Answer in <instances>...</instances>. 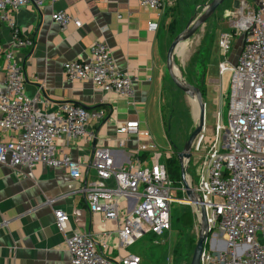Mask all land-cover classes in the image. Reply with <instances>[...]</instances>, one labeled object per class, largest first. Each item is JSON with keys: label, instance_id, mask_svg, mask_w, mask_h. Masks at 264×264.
Returning <instances> with one entry per match:
<instances>
[{"label": "built area", "instance_id": "built-area-1", "mask_svg": "<svg viewBox=\"0 0 264 264\" xmlns=\"http://www.w3.org/2000/svg\"><path fill=\"white\" fill-rule=\"evenodd\" d=\"M56 0H0V23L12 30V48L0 45V165L24 168L28 175L39 165L62 168L72 180L83 178L82 166L57 142L66 146L95 140L94 128L104 119L103 111L88 112L72 103H61L39 110L36 101L23 93L24 68L16 50H29L30 38H23L11 13L27 5L41 8ZM166 0H138L139 6L154 12L157 20L164 15ZM233 16V15H232ZM232 30L242 38L234 63L227 57L229 36H221L219 46L225 61L219 65L216 80L218 109L213 134L207 135L206 122L191 147L188 163L193 175L187 174L190 188L199 197L188 201L182 184L170 183L165 160L170 155L154 154L151 163L143 155L156 149L153 143L138 146L125 167H118L113 151L94 148L88 166L94 177L78 192L93 216L96 230L75 232L66 238L69 264H140L141 259L127 253L113 261L107 257V239L114 234L118 248H129L148 237H164L172 230L173 202L188 206L197 226L200 208L208 227L207 242L200 264H264V0H240ZM64 29L78 20L64 12L53 16ZM158 22H149L148 30L156 32ZM68 80H88L105 94L131 97L133 82L118 69L110 49L103 41L90 46L88 60L63 64ZM227 105V124H223ZM138 121L126 122L116 130L118 135L151 139L141 132ZM174 187V188H173ZM172 189L183 194L171 196ZM55 225L65 233L69 216L54 212ZM108 224L116 229L109 230ZM210 241L208 242V239Z\"/></svg>", "mask_w": 264, "mask_h": 264}, {"label": "crops", "instance_id": "crops-1", "mask_svg": "<svg viewBox=\"0 0 264 264\" xmlns=\"http://www.w3.org/2000/svg\"><path fill=\"white\" fill-rule=\"evenodd\" d=\"M239 1L233 0L227 7L232 15L239 11ZM173 3L175 0L165 1L163 18ZM57 12L78 20L80 26L60 28L53 20ZM11 16L22 37L33 41L30 51L17 49L16 53L24 68L23 93L36 101V108L45 110L67 102L88 112L100 110L105 114L98 126L92 118L88 122L96 133L94 141L75 146L57 142L59 150L66 149L81 164L80 181L72 180L62 168L38 165L28 175L24 168L0 165V264H69L67 237L75 232L99 233L100 237L83 195L78 192L94 177L88 166L94 148L112 150L117 166L125 167L140 144L155 145L152 137L146 140L118 135L116 130L126 122L138 121L140 133L150 134L148 118L159 116L162 122L165 64L159 29L163 19L157 20L154 12L139 6L138 0H56L39 9L24 6ZM149 22H158L156 32L148 30ZM96 41L106 43L118 69L132 79L131 97L105 94L91 81L68 80L64 75L63 64L88 60L90 46ZM13 42L12 30L0 23V45L12 48ZM154 154L164 156L156 148L143 155V162L149 165ZM56 210L69 216L65 233L56 228ZM107 227L116 229L113 224ZM107 242L110 249L106 255L113 261L127 253L140 258L137 251L118 248L114 234ZM140 264L147 263L141 259Z\"/></svg>", "mask_w": 264, "mask_h": 264}, {"label": "rangeland", "instance_id": "rangeland-1", "mask_svg": "<svg viewBox=\"0 0 264 264\" xmlns=\"http://www.w3.org/2000/svg\"><path fill=\"white\" fill-rule=\"evenodd\" d=\"M210 1L175 0V3L171 5L167 15L162 17L159 29L164 62L167 49L173 39L202 12ZM232 2L233 0H226L179 49L174 60L182 78L202 91L207 135L213 134V128L217 122L215 114L219 101L216 80L219 79V65L225 61L221 54L219 41L223 35L230 37L227 57L232 63L235 62L242 44V38L231 29V19L233 20L235 15L231 16L232 13L228 12L227 7H230ZM164 72L160 102L163 123L159 116H151L148 118V124L157 150L162 154H169L170 158L172 157L168 164L167 160L164 162L169 172L170 183L177 188L180 187L181 180L177 174L179 164L176 155L181 152L195 127V111L193 102L176 88L167 76L165 69ZM226 107L225 104L224 125L227 124ZM189 175H193L192 167L188 169ZM171 196L181 199L183 194L172 189ZM189 210L188 206L173 202L171 205L173 223L169 236L151 237L150 239L146 236L145 240L130 246L129 249L135 253L137 251L136 254L140 255V258L147 264H190L198 237V226L192 225L189 228H184L179 223V217ZM209 249L208 246L206 250Z\"/></svg>", "mask_w": 264, "mask_h": 264}, {"label": "water", "instance_id": "water-1", "mask_svg": "<svg viewBox=\"0 0 264 264\" xmlns=\"http://www.w3.org/2000/svg\"><path fill=\"white\" fill-rule=\"evenodd\" d=\"M225 1L226 0H211L207 5H205L202 12L194 20L190 21L189 24L184 28V30L173 39L167 49L164 62L166 74L171 82L176 86L178 90H180L196 105L198 110L195 127L190 133V136L185 142L181 152L176 155L179 164L181 184L185 191L186 199L192 202H198L199 197L194 193V191L188 184V163L191 158V147L193 145V142L201 133L204 126L205 104L203 101L202 91L198 87L188 83L182 78V76L177 71L174 60L180 47H182L198 31V29H200V27L214 14V12L221 5L225 3ZM197 226L198 237L193 249L190 264H200L201 256L209 234L205 214L202 208H200V220Z\"/></svg>", "mask_w": 264, "mask_h": 264}, {"label": "trees", "instance_id": "trees-1", "mask_svg": "<svg viewBox=\"0 0 264 264\" xmlns=\"http://www.w3.org/2000/svg\"><path fill=\"white\" fill-rule=\"evenodd\" d=\"M232 31H233V30H232ZM233 32H234V31H233ZM30 50H31V48H30L28 51H30ZM162 122H163V114H162ZM171 159H172V157H171V158L169 157V158L167 159V164H168V162H169ZM168 174H169V172H168ZM177 174H178L179 179H180V170L177 171ZM180 180H181V179H180ZM179 223H180V225H181L182 227H184V228H189V227H191L192 225H194V223H193V216H192L190 210H189L188 212L183 213V214L179 217ZM152 237H154V236H152ZM207 247H208V244L206 245V249H207Z\"/></svg>", "mask_w": 264, "mask_h": 264}, {"label": "bare ground", "instance_id": "bare-ground-1", "mask_svg": "<svg viewBox=\"0 0 264 264\" xmlns=\"http://www.w3.org/2000/svg\"><path fill=\"white\" fill-rule=\"evenodd\" d=\"M183 47V46H182ZM182 47H180V49L182 48ZM193 106H194V111H195V118H194V120L196 121L197 120V116H198V110H197V107H196V105L193 103ZM189 182V181H188Z\"/></svg>", "mask_w": 264, "mask_h": 264}]
</instances>
